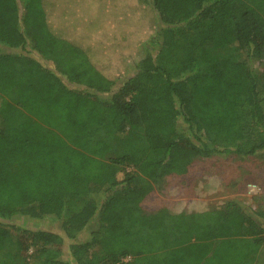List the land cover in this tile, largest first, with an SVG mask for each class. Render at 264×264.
<instances>
[{"label": "trees", "instance_id": "16d2710c", "mask_svg": "<svg viewBox=\"0 0 264 264\" xmlns=\"http://www.w3.org/2000/svg\"><path fill=\"white\" fill-rule=\"evenodd\" d=\"M255 59L264 0H0V264H256L264 204L142 207L198 158L264 150ZM16 214L100 227L66 257Z\"/></svg>", "mask_w": 264, "mask_h": 264}, {"label": "rangeland", "instance_id": "374dc122", "mask_svg": "<svg viewBox=\"0 0 264 264\" xmlns=\"http://www.w3.org/2000/svg\"><path fill=\"white\" fill-rule=\"evenodd\" d=\"M50 13L59 14L57 8L50 9ZM82 15L85 17V14ZM9 52L19 53L15 50H9ZM27 55L42 60L35 51L28 52ZM136 61L137 59L134 62H128V66H132L133 63L135 66ZM252 67L261 77L260 95L264 104V60H253ZM132 74L133 70L128 76ZM124 81L125 79L121 80L117 87L121 86ZM97 95L110 96V94L99 92ZM95 195V192H91L89 197L75 200L68 214L77 210L82 202H86L88 198ZM230 200L252 209H257L264 204V150L253 156L217 154L207 158H198L188 174L169 176L162 183L155 185L153 191L143 200L142 207L147 213H154L162 208L173 213L194 212L220 208ZM2 222L16 233L42 229L61 235L64 238L66 257L69 256L71 244L76 240L88 239L90 234L100 227L99 221L94 219L82 234L76 239H70L63 228L62 220L37 219L29 215L16 214L14 217L2 219ZM256 264H264V247L261 249Z\"/></svg>", "mask_w": 264, "mask_h": 264}, {"label": "crops", "instance_id": "0c3cea01", "mask_svg": "<svg viewBox=\"0 0 264 264\" xmlns=\"http://www.w3.org/2000/svg\"><path fill=\"white\" fill-rule=\"evenodd\" d=\"M127 67H128V64H127ZM125 70H129V68H127V69L125 68Z\"/></svg>", "mask_w": 264, "mask_h": 264}]
</instances>
